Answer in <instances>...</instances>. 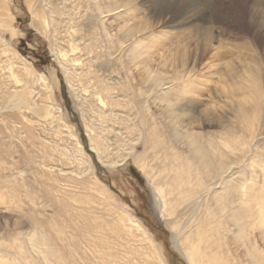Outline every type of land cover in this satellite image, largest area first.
Here are the masks:
<instances>
[{"label":"rangeland","instance_id":"obj_1","mask_svg":"<svg viewBox=\"0 0 264 264\" xmlns=\"http://www.w3.org/2000/svg\"><path fill=\"white\" fill-rule=\"evenodd\" d=\"M260 3L0 0V264H187L151 186L164 155L189 156L158 100L219 156L225 140L235 146L231 181L264 210ZM151 9L204 12L213 35L144 28ZM147 74L165 83L159 91ZM104 86L112 104L102 110ZM150 125L163 136L157 153L145 142ZM90 138L114 166L97 162ZM254 231L261 244L264 227Z\"/></svg>","mask_w":264,"mask_h":264},{"label":"bare ground","instance_id":"obj_2","mask_svg":"<svg viewBox=\"0 0 264 264\" xmlns=\"http://www.w3.org/2000/svg\"><path fill=\"white\" fill-rule=\"evenodd\" d=\"M259 5L264 9V3ZM56 12L60 19L61 14ZM165 15L169 16L168 19L161 20ZM153 22L172 30H182L183 34L192 29L202 37L213 35V26L209 24L210 20L204 12L188 14L187 10L151 9L147 12L146 19H143L142 26L145 28ZM59 56L65 55L60 53ZM145 80L147 84H144L150 85L153 90L159 91L165 84L161 82V79L153 78L149 74ZM111 90L110 87L104 86L105 97L103 98L107 100L98 98L102 110L108 108L111 103L107 97ZM179 98L181 100L180 96ZM25 99V95H20L18 103H25L23 102L26 101ZM158 101L162 107L165 125L176 129L177 134L175 133L174 139L184 143L182 147H185L189 155L186 159L181 156L177 158L175 155L173 157L164 155L165 165L163 164L159 172L162 177L151 185L153 193L160 202L158 214L163 216L171 232L173 245L182 254L187 264H264V248L261 245L264 243V238L262 237V243L258 244L254 239L255 234L252 236L254 230L264 227L263 205H260L259 201H251L246 184L240 183L239 186H235L236 182L231 181L235 174L233 171L235 161L231 159V153L236 150L235 146L225 140L221 144L228 151L224 156H219L213 141L202 142L201 134L180 130L183 127L180 126L179 115L173 113L176 110L170 105L168 99ZM189 109L193 112V108ZM139 113L141 127H143L145 118L143 119L144 116L141 115L142 108ZM150 127L151 129L144 133L145 142L150 149L153 151L157 149V152H160L164 148L163 136L157 134L158 131L155 132L152 125ZM179 127L181 128L178 129ZM88 149L94 153L98 163L108 167L114 166V162L107 163L103 159L100 149L94 144L92 138L89 139ZM136 227L142 231L139 225ZM104 245L106 249L110 248Z\"/></svg>","mask_w":264,"mask_h":264}]
</instances>
